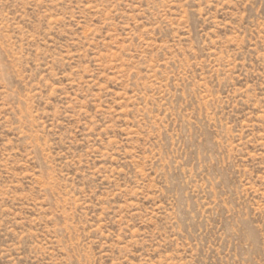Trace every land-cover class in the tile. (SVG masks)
Segmentation results:
<instances>
[{"label":"rangeland","instance_id":"obj_1","mask_svg":"<svg viewBox=\"0 0 264 264\" xmlns=\"http://www.w3.org/2000/svg\"><path fill=\"white\" fill-rule=\"evenodd\" d=\"M0 264H264V0H0Z\"/></svg>","mask_w":264,"mask_h":264}]
</instances>
